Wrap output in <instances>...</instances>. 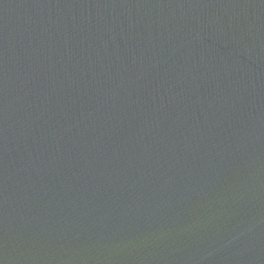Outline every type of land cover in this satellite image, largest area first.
Returning a JSON list of instances; mask_svg holds the SVG:
<instances>
[{"label": "water", "instance_id": "1", "mask_svg": "<svg viewBox=\"0 0 264 264\" xmlns=\"http://www.w3.org/2000/svg\"><path fill=\"white\" fill-rule=\"evenodd\" d=\"M0 264H264V0H0Z\"/></svg>", "mask_w": 264, "mask_h": 264}]
</instances>
